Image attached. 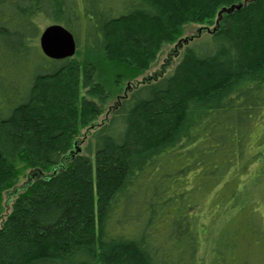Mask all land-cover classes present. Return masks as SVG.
<instances>
[{
	"label": "trees",
	"instance_id": "trees-1",
	"mask_svg": "<svg viewBox=\"0 0 264 264\" xmlns=\"http://www.w3.org/2000/svg\"><path fill=\"white\" fill-rule=\"evenodd\" d=\"M237 4L171 75L125 87ZM44 22L83 53L48 59ZM29 171L0 264H264V0H0V217Z\"/></svg>",
	"mask_w": 264,
	"mask_h": 264
},
{
	"label": "rangeland",
	"instance_id": "rangeland-1",
	"mask_svg": "<svg viewBox=\"0 0 264 264\" xmlns=\"http://www.w3.org/2000/svg\"><path fill=\"white\" fill-rule=\"evenodd\" d=\"M238 6L243 7L242 4H237ZM233 7V6H232ZM227 8V9H231ZM224 10V8H223ZM221 10L217 17L213 18V22L212 23H206L204 25H197V24H190L188 26L185 27V34L184 36L181 38L182 41V45H179V42H177L178 44H171L168 45L167 47H165L159 54H158V58L157 61L150 67L149 70H147L146 74L135 79V81H133L131 84H125V87L128 89H134L137 85L146 83V82H151L154 80H157L159 77H166L171 75L175 69L177 68V65L180 63V60L183 58V54L186 50V48L190 47L196 40H202V38L206 37L207 34L213 33V30L217 29L220 26V23L222 22V20L219 19V14L223 11ZM235 11H239V10H235ZM234 11V13H235ZM224 14H228L226 12H224ZM223 14V16H224ZM233 14V13H232ZM230 15V14H229ZM222 16V18H223ZM219 22V23H218ZM55 24V23H52ZM43 29H45L46 27L50 26L49 24L45 25V22L43 23ZM185 40L187 41V43H185ZM83 40H80L79 45L77 44V48L79 51V53H83L84 48H83ZM40 43V39L38 40L37 44L39 46ZM40 49V47H39ZM86 93V91H85ZM115 105V102H109L107 103V105L104 107V113L102 114V116L100 118H98L96 120V122H94V125H98V124H102V122L106 119H108V117L110 116L109 113L112 111L113 107ZM90 128L89 127H85L82 130V136H80V140L84 141L86 140V136H88V132H89ZM94 131V130H93ZM90 133V132H89ZM92 133V132H91ZM85 142V141H84ZM88 141H86L85 143H82L80 146L81 147H85L87 145ZM35 175L29 171L27 172V174L24 176V178H22V180L13 188V191L11 192H5L3 193V199L2 201H4V205H5V210L4 213L2 215V217H0V227L3 225V221L4 218L7 214L11 213V206L13 204V201L15 199L16 194H18L20 191H22L24 189V186L27 184L28 181H30V179H34ZM263 191H264V187H263ZM16 192V193H15ZM264 192L262 193V197ZM254 196V195H253ZM260 194L258 193V196L256 195V197H261ZM255 197V196H254ZM221 217H225L224 215H222ZM220 217V218H221ZM217 217H210V219L207 221V225L208 227L211 228V226H216L218 224V222L220 221ZM211 219H213L214 221H211ZM208 230L204 231L202 233V237L205 239L206 236L208 235ZM207 240H204V245H203V249L207 248Z\"/></svg>",
	"mask_w": 264,
	"mask_h": 264
},
{
	"label": "water",
	"instance_id": "water-1",
	"mask_svg": "<svg viewBox=\"0 0 264 264\" xmlns=\"http://www.w3.org/2000/svg\"><path fill=\"white\" fill-rule=\"evenodd\" d=\"M242 8L238 5L233 6L231 9L224 8L219 14V19L222 20L224 12L232 14L235 10H241ZM39 38V47L50 60L65 61V59L76 56L78 50L76 37L64 25L52 24L46 27ZM185 43H187L186 40ZM182 44V41H179V45ZM77 151L80 152L79 149Z\"/></svg>",
	"mask_w": 264,
	"mask_h": 264
}]
</instances>
